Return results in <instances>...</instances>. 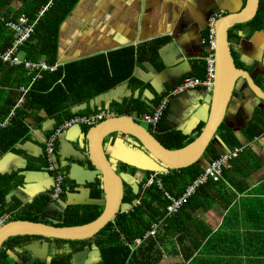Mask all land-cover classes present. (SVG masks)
<instances>
[{"label":"crops","instance_id":"0c3cea01","mask_svg":"<svg viewBox=\"0 0 264 264\" xmlns=\"http://www.w3.org/2000/svg\"><path fill=\"white\" fill-rule=\"evenodd\" d=\"M48 2L52 3L51 0ZM23 4L24 0H9L8 3L14 9H19ZM242 5L243 0H78L59 29L56 62L64 66L66 63L89 60L100 54L107 56L113 52L115 56L111 60L115 66L128 63L131 60L128 57L132 55L133 74L132 78L110 92L77 103L71 100L66 102L65 110L71 114H93L110 109L113 115H136L137 118L141 112L152 110L160 102L165 89L169 91L187 76L199 77L197 66L210 54L209 45L204 43L209 33V18ZM245 35L243 32L241 36ZM243 40L240 47L241 68L254 73L256 80L264 86L261 65L264 33H255L250 39ZM126 48H131L133 54L129 50L124 51ZM106 59L109 62V58ZM78 76L88 81L83 74ZM240 86L230 105L227 119L230 128L238 134H244L248 125L257 119L259 125L264 127V107H259L264 106V100L257 98L242 82ZM90 92V88H81L75 99L82 95V99L86 98ZM212 92L197 88L173 97L156 134L163 141L172 143L176 133L183 134L181 129H184L185 144L194 141L206 126L207 122L203 118H207L211 110ZM63 114L56 117L42 110L26 117L24 124L29 129L28 136L17 142L12 150L0 147V179H8L0 188L4 194L3 215L9 218L23 215L24 208L36 199L49 198L53 178L46 170L44 139L58 126ZM81 125L83 130L90 128ZM65 134L69 139H65L59 148L62 154H57L65 175L64 197L55 204L50 203L48 213L42 214L45 223L50 225L54 222L61 224L66 208L102 205L101 200L106 196L101 175L89 154L90 142H86L85 147H79L77 138H81L82 134L77 125L67 129ZM217 135L218 145L214 144L211 152L208 151L199 162L203 169L210 165L216 153L227 152V145L230 146L218 130ZM246 138L248 143L240 136L245 148L236 158L235 172L229 174L233 176L236 186L230 185L225 179L227 189L222 193L228 191L227 198H220L214 188L211 191L212 197H215L211 200L213 203L206 204L205 210L195 212L202 231L195 233L193 230L195 238L205 237L206 244L215 238V242L206 247L204 264H264V131L253 139ZM229 142L232 143V140L229 139ZM114 146L107 147L109 152L115 149L114 158H139L138 149H133L130 142L118 141ZM125 167L130 166L124 163L117 167V171L120 169V173L127 174ZM130 168L138 174L143 173L134 167ZM99 181L104 193L102 197L95 198L92 196V185ZM126 187L131 186L125 184ZM234 193L236 197L230 203ZM202 222L205 227L201 225ZM226 223L236 227L235 230L226 231L229 237L222 233L217 238ZM28 235L23 236V246L7 250L6 264H11L8 262L10 258H15L20 264H45L53 256L70 249L69 244L61 245L54 238ZM227 237L228 240H224ZM227 252L237 257H224ZM160 263L184 264L179 256H164Z\"/></svg>","mask_w":264,"mask_h":264},{"label":"trees","instance_id":"16d2710c","mask_svg":"<svg viewBox=\"0 0 264 264\" xmlns=\"http://www.w3.org/2000/svg\"><path fill=\"white\" fill-rule=\"evenodd\" d=\"M48 1L24 0V4L19 9H14L8 5L9 0H0L1 51L10 47L14 40V32L7 26V22L12 19L18 20L22 14H26L30 21H34L38 17L40 8L46 5ZM51 1L49 9L38 19L31 38L20 47V51L27 60H46L50 64H54L57 61L59 29L78 0ZM245 27H249L250 32L264 29V0H260L259 10L254 18L245 23L235 24L230 28V36L239 38L238 31ZM127 50L133 54L131 48H126L124 51ZM154 51L156 52L157 49ZM114 56L112 52V54L107 56L100 54L90 57L91 59L89 60L66 63L64 66H59L54 73H45L42 79H38L34 83H32L34 74H30L23 66L10 65L0 58V125L3 124V127H0V147L4 150H12L17 142L26 138L29 129L24 124V120L39 111L45 110L49 115L56 117L60 113H64L58 124L76 115H89L71 114L68 110H65L64 105L70 100L72 103H77L109 92L124 81L132 78V55L128 57L131 59L128 63L124 62L118 66H115V63L111 60ZM106 58H109V62ZM87 63L89 64L88 66H86ZM197 69L198 76L204 78L207 61L205 59L202 60ZM80 73L88 81L81 80L78 76ZM22 87L27 89V92H23L21 90ZM81 88L86 90L90 88L91 92L86 98L82 99V95L75 99L76 95L79 96ZM21 98H24L23 104L16 108ZM262 131H264V127L259 125L257 119L248 125L244 134L249 139H253L254 136ZM218 132L230 146L243 145L236 132L225 123L220 125ZM155 136L167 148H179L186 145L185 137L181 132L176 133L172 143L161 140L156 134ZM229 139L232 140V143L229 142ZM213 148L214 144L211 143L208 151L211 152ZM220 154L216 153L214 158L219 157ZM235 168L236 159L232 162V169L224 170L221 182L210 181L207 185L201 187L198 193L191 197L178 213L166 218L165 209L168 205V200L165 198L163 191H167L173 196L181 195L188 185L204 173L205 169L199 163H196L180 170H171L166 174H159L158 178L161 188L156 182L148 188H143L142 185L140 192L136 193L138 195H133L140 203L128 212L118 214L113 221L108 223L93 238L80 241L56 239L61 242V245L69 244L70 249L67 252L53 256L45 264H75L73 263V254L82 248H90L93 243L98 246L102 257L101 260L93 264H159L164 256H179L183 259L184 264L187 262L188 264H204L207 258L206 247L213 244L215 238L210 239L209 244H206L205 237L195 238L193 230H195V233L202 232L200 225L197 223L195 212L205 210L206 204L211 205L213 203L212 201L215 197H212L211 191L214 188L219 192L220 198H227L228 191L222 193L227 189L224 181L227 179L230 185L236 186L233 176L229 175L231 172H235ZM149 174L150 172H146L143 183ZM7 181L6 177L0 179V188ZM100 185V181L92 185V196L95 198L102 197L104 193ZM63 195L61 199L64 197ZM3 196L4 194L0 191V203L2 205L0 216L5 214ZM235 197L236 194L234 193L230 197V203ZM130 200L131 197H128L127 201ZM50 203H54L50 200V197L36 199L34 203L24 208L23 215L11 217L8 222L17 220L39 222ZM102 212L103 207L97 205L85 208H66L61 224L57 226L87 224L96 220ZM27 214L29 215L27 216ZM161 219H164V225L157 229L156 234L144 240L146 232L151 230V225ZM201 225L203 227L206 226L204 222ZM235 228L232 224L226 223L225 229L222 228L219 231L217 238L222 236V233L228 236L226 231L235 230ZM23 236L29 235L11 236L2 244L0 249L2 264H6L5 259L8 257L7 250L9 248H14L18 245L23 246ZM35 236L44 237L41 235ZM228 237L224 238V240H228ZM139 238L144 240L143 243L132 251L131 246ZM224 257L234 259L237 256L227 252Z\"/></svg>","mask_w":264,"mask_h":264},{"label":"water","instance_id":"95a60500","mask_svg":"<svg viewBox=\"0 0 264 264\" xmlns=\"http://www.w3.org/2000/svg\"><path fill=\"white\" fill-rule=\"evenodd\" d=\"M259 5L260 0H247L246 5L239 9L229 8L227 10L229 12L225 14H216V75L210 101L212 106L207 118H203L207 123L199 137L182 147L167 148L145 125L140 123L136 115H118L115 113L113 115L110 109L100 110L105 111L107 116L99 123L91 126L87 131L83 130L80 123L73 124L72 126H79L80 133L82 134L81 138H77L79 147H85L86 142L87 144L90 142L89 154L104 184L106 196L100 203L104 205L102 214L90 223L74 226H57L58 222L50 225L45 223L44 216L41 217L39 222L22 220L9 221L0 226V249L9 237L15 235L36 234L69 241L93 238L108 223L116 218L120 210L126 212L130 208L129 204H122L125 184H132L135 193L139 191V187L136 184L138 179L132 174L117 173V167L119 165L125 163L141 172L166 174L171 170H180L201 162L203 157L209 153L208 147L210 144L218 145L217 130L219 126L222 123L228 125L227 118L230 105L240 85L238 80L243 81L245 86L257 98L264 100V86L256 83L254 73L236 67L229 39L230 28L235 24L245 23L254 18L259 9ZM260 33H264V31ZM240 34L243 35V32L240 31ZM261 65L264 70V52ZM165 92H167V89L161 94ZM259 107L264 106L259 105ZM67 129L62 130L58 136L60 145H58L55 154V161L58 167H60V164L57 154H62L59 148L65 139H69L67 134H65ZM181 131L186 135L184 129H181ZM236 135L239 140L240 136H243L246 143H248V139L244 134H238L236 132ZM220 139L224 144L222 138ZM118 141L130 142L133 149H138L136 151L139 152L140 161L137 156L129 159L123 156H115L114 158L113 154L115 153V149L109 152L107 147H115L114 145ZM230 150L231 147L227 145V151ZM52 204H55V202ZM50 207L51 205L45 210L44 215L48 213ZM101 258V252L98 246L93 244L91 249L82 248L77 250L73 254V263L93 264L101 260ZM0 264H2L1 260Z\"/></svg>","mask_w":264,"mask_h":264},{"label":"built area","instance_id":"2783aa9c","mask_svg":"<svg viewBox=\"0 0 264 264\" xmlns=\"http://www.w3.org/2000/svg\"><path fill=\"white\" fill-rule=\"evenodd\" d=\"M51 2L43 6L39 10L38 17L34 21H30L26 14H22L18 20H10L7 22V26L14 32V40L10 47L6 50H0V58L5 62L13 66H23L30 74H34L32 83L38 79H42L45 73H54L57 68L61 66L60 62H55L50 64L46 60L30 61L21 57L20 47L28 41L32 34L34 33L36 23L38 19L49 9ZM217 15H214L208 20L209 35L204 38V43L209 45L210 54L206 58L207 69L204 78H199L196 76H187L181 80L178 84L174 85L164 96L161 97L160 102L150 111H145L139 115L140 120L145 122L148 127L156 131L158 129V123L162 116H164L165 111L172 100L173 97L185 93L189 90H195L197 88H205L209 91H213L214 79L216 75V57H215V23ZM23 92H27V89L22 88ZM23 98L18 101L16 108L23 104ZM107 116L105 111H99L97 113L89 115H76L71 119L63 120L54 131L49 134L44 139L45 152L44 158L46 163V169L53 176V185L50 192V200L52 202H57L61 199L64 194L63 184L65 181V175L59 170V167L55 161V154L57 149L58 136L62 130H65L75 123H80L87 126H93L100 121H102ZM9 122V121H7ZM245 146H237L230 150L220 154L219 157L214 158L211 164L205 169L193 183L187 186L186 190L179 196H173L167 191H163L165 198L168 200V205L165 209V218L171 217L179 212V210L194 197L199 189L210 181L221 182L223 179L224 170L232 168V162L234 159L239 157L243 152ZM158 172H150L148 178L143 183V188H148L154 182L157 183L159 188H161V183L158 178ZM140 202H138L139 204ZM2 207L0 203V208ZM128 212V210L126 211ZM10 218L8 215L0 216V226L7 223ZM164 219H161L151 225V230L146 232L144 240L146 238L156 234L157 229L164 225ZM143 239H136V241L131 246L132 251L137 249L144 241Z\"/></svg>","mask_w":264,"mask_h":264},{"label":"flooded vegetation","instance_id":"af4514ba","mask_svg":"<svg viewBox=\"0 0 264 264\" xmlns=\"http://www.w3.org/2000/svg\"><path fill=\"white\" fill-rule=\"evenodd\" d=\"M246 2H247V0H246ZM246 2H245V0H243V5L242 6H245L246 5ZM260 6V5H259ZM234 9V8H233ZM236 9H239V8H236ZM259 10V9H258ZM227 12H229V11H225V13H227ZM224 13V14H225ZM257 14V13H256ZM240 31H243V32H245L246 33V35L245 36H241V34H240ZM261 31H264V29H261V30H257V31H255V32H250V28L249 27H245L244 29H241V30H239L238 31V33H239V38H236V37H231L230 36V31H229V39H230V44H231V50H232V55H233V58H234V61H235V65H236V67H238V68H241V66H242V63H241V60H240V58H241V50H240V47H242V43H243V38H248V39H250V37L253 35V34H261L260 32ZM258 32V33H257ZM247 36V37H246ZM247 40V39H246ZM250 41V40H249ZM151 51V50H150ZM264 51V50H263ZM237 52H238V55H239V57L237 58V56H236V54H237ZM243 83L244 84V82L243 81H240V80H238V83ZM256 83L257 84H259V85H262L260 82H258L257 80H256ZM263 86V85H262ZM238 89H241V86L239 85V87H238ZM167 92H168V90H167ZM167 92H165L162 96H164ZM161 96V97H162ZM235 96L236 95H234V98H235ZM157 105V104H156ZM169 106V105H168ZM155 107V106H154ZM168 108V107H167ZM166 111H167V109H166ZM165 111V114H164V116H162V118L160 119V121H159V123H158V129H160L161 128V125H160V123H161V121H162V119L166 116V112ZM143 113V112H142ZM138 119L140 120V118L138 117ZM142 121V120H141ZM157 129V130H158ZM150 130V129H149ZM150 132H152V130H150ZM154 132H156V131H154ZM153 133V132H152ZM154 135H155V133H153ZM157 135V134H156ZM156 137V136H155ZM161 140H162V138L160 137V136H158ZM157 138V137H156ZM158 139V138H157ZM159 140V139H158ZM161 142V141H160ZM57 144H58V142H57ZM163 144V143H162ZM57 149H58V145H57ZM56 149V150H57ZM44 151H45V149H44ZM120 166V165H119ZM126 171H127V173H130V174H132V175H134L135 177H136V179H138L137 181H136V184L138 185V187H139V192H140V190H141V187H142V185H143V181L142 180H144V178H145V176H146V172H143V173H140V174H138V172L135 170L134 171V169H132V168H130V167H125L124 168ZM59 170L60 171H62V173H63V170L59 167ZM120 169L117 171V173H120ZM52 175V174H51ZM159 175V174H158ZM139 178H138V177ZM52 178H53V176H52ZM131 187H126L125 189H124V197H123V200H122V204H124V203H126V204H129L130 205V208H128L127 210L129 211V210H131V209H133L135 206H137L138 205V202H140L138 199H136V198H134L133 197V195H138V194H136V193H134V188H133V185L131 184L130 185ZM64 192H65V188H64ZM128 197H131V200L130 201H127V198ZM136 201V202H135ZM97 206H102V205H97ZM103 207V210H104V206H102ZM121 208H122V206H121ZM120 213H123V211H121L120 210V212L118 213V214H120Z\"/></svg>","mask_w":264,"mask_h":264},{"label":"rangeland","instance_id":"374dc122","mask_svg":"<svg viewBox=\"0 0 264 264\" xmlns=\"http://www.w3.org/2000/svg\"><path fill=\"white\" fill-rule=\"evenodd\" d=\"M236 56H237V58L239 57L238 52H237ZM21 57L24 58L22 52H21ZM139 121H140L141 124L145 125L148 129H150V128L148 127V125H147L145 122H143V121H141V120H139ZM150 130H151V129H150ZM152 132L156 134V132H154L153 130H152ZM144 179H145V178H144ZM142 181H143V180H142ZM8 262L11 263V264H20L19 261L16 260L15 258H12V259L10 258V259L8 260ZM23 264H26V262L23 263ZM27 264H30V263H27ZM160 264H161V263H160Z\"/></svg>","mask_w":264,"mask_h":264},{"label":"clouds","instance_id":"9594fccd","mask_svg":"<svg viewBox=\"0 0 264 264\" xmlns=\"http://www.w3.org/2000/svg\"><path fill=\"white\" fill-rule=\"evenodd\" d=\"M239 146H241V145H239ZM235 147H237V146H235ZM235 147H233V148H235ZM233 148H232V149H233ZM232 149H231V150H232ZM227 152H229V151H227ZM224 153H225V152H224ZM239 156H240V155H239ZM237 158H238V157H237ZM213 159H214V158H213ZM210 164H211V163H210ZM205 169H206V168H205ZM230 169H231V168H230ZM206 185H207V184H206Z\"/></svg>","mask_w":264,"mask_h":264}]
</instances>
